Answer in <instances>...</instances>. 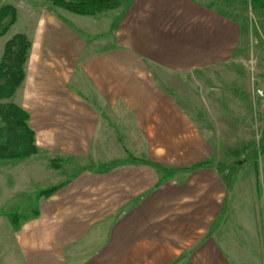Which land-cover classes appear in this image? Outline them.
I'll return each mask as SVG.
<instances>
[{"label": "crops", "instance_id": "0c3cea01", "mask_svg": "<svg viewBox=\"0 0 264 264\" xmlns=\"http://www.w3.org/2000/svg\"><path fill=\"white\" fill-rule=\"evenodd\" d=\"M127 3L94 17L46 14L48 24L37 26L42 46H34L40 56L29 63L31 76L50 88L40 89L36 103L30 91V128L51 150L73 156L114 145L118 156L105 165L119 164L81 171L59 186L21 240V249L30 248L26 264L222 262L214 228L228 213L225 168L178 171L162 181V168L212 163L213 149L179 92L160 82L166 74L228 64L241 40L239 24L199 0ZM73 78L91 88L77 89ZM39 111L44 126L34 121ZM183 256L192 259L178 260Z\"/></svg>", "mask_w": 264, "mask_h": 264}, {"label": "rangeland", "instance_id": "374dc122", "mask_svg": "<svg viewBox=\"0 0 264 264\" xmlns=\"http://www.w3.org/2000/svg\"><path fill=\"white\" fill-rule=\"evenodd\" d=\"M129 1L121 0V6L116 10L119 11ZM199 1L212 5L239 24L240 43L228 64L202 74L176 75L174 78L166 74L160 83L179 92V100L211 144V164L221 167V170L225 168L223 181L230 189L228 213L214 228L222 254L220 264H264V239L260 238L264 233V193L260 196L256 191L263 189L264 184V155L260 154L264 146V10L254 5L252 0ZM5 5L17 10V19L0 37V64L6 44L16 35H23L30 48L21 86L11 99L0 100V104L12 102L25 108L29 116L28 128L33 131L28 110L30 95L38 94L34 98L36 103L41 98L40 89L50 88L47 81H35L31 76L29 63L37 62L40 56V50L37 51L40 47L34 49V46H42L38 39L43 33H36V29L39 24H48L46 14L61 20V13L67 11L53 6L50 0H0V8ZM9 20L7 17L3 21L0 30L9 24ZM36 67V71H44L46 66L38 64ZM70 83L80 90L91 88L85 80L73 78ZM39 112L34 115V121L44 126L43 114ZM4 127L0 117V145L12 144V150L15 148L13 143L7 137L3 138L7 135ZM16 139L20 145L15 150L25 156L0 159V264H26L24 256L30 253V248L21 249V240L24 233L29 232L31 221L45 215L47 202L51 200L50 196H41L42 191L63 186L84 170L105 172V164L111 162V155L118 156L114 145L100 146V149L92 145L87 154L69 155L51 150L36 135L33 146L37 152L26 154L30 149L28 141ZM122 147L124 150L125 146ZM125 159L130 161L134 158L125 155ZM163 165L172 167L166 162ZM161 176L159 173V180ZM180 179L181 175L175 178ZM191 259L183 256L178 260L189 263ZM195 260V264H206L207 261L202 257Z\"/></svg>", "mask_w": 264, "mask_h": 264}, {"label": "trees", "instance_id": "16d2710c", "mask_svg": "<svg viewBox=\"0 0 264 264\" xmlns=\"http://www.w3.org/2000/svg\"><path fill=\"white\" fill-rule=\"evenodd\" d=\"M50 2L55 7L79 16H93L102 12L116 10L121 6V0H50ZM252 2L254 5L264 10V0H252ZM7 17L10 18L9 24L0 30V37L16 22L17 10L11 5H5L0 8V25H3V21ZM29 48L30 45L23 35H16L6 44L3 62L0 64V100L11 99L21 86L25 77L24 65L27 60ZM0 117L5 124L3 131H5V133L7 132V135H4V137L2 135V137H7L8 141L15 146V148L11 150L10 145L12 144L0 145V159L23 158L25 156V154L18 153V151L15 150L18 149L16 146L20 145L16 138H23L28 141L30 149L26 154L37 152L36 148L33 146L35 135L34 132L28 128L27 121L29 116L24 109L12 102L1 103ZM14 139L16 140L14 141ZM9 148L10 150H8ZM260 154L264 155V146ZM132 161H135V159H132ZM118 164L119 162H113L110 165H106V168L114 167ZM210 165L212 164L206 162L181 170L162 168L161 170L165 173V178L162 181L171 178L178 171H193ZM58 188L59 187L55 186L44 190L40 195L49 197L54 194Z\"/></svg>", "mask_w": 264, "mask_h": 264}, {"label": "built area", "instance_id": "2783aa9c", "mask_svg": "<svg viewBox=\"0 0 264 264\" xmlns=\"http://www.w3.org/2000/svg\"><path fill=\"white\" fill-rule=\"evenodd\" d=\"M259 94H262V92H261V91H259Z\"/></svg>", "mask_w": 264, "mask_h": 264}]
</instances>
